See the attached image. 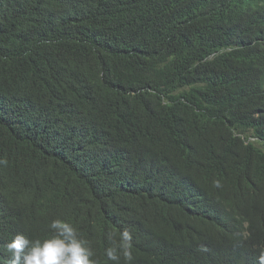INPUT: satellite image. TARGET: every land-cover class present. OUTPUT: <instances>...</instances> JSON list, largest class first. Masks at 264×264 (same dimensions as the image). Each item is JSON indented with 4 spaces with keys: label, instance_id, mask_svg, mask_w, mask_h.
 I'll return each instance as SVG.
<instances>
[{
    "label": "trees",
    "instance_id": "obj_1",
    "mask_svg": "<svg viewBox=\"0 0 264 264\" xmlns=\"http://www.w3.org/2000/svg\"><path fill=\"white\" fill-rule=\"evenodd\" d=\"M0 161V264H264V0H0Z\"/></svg>",
    "mask_w": 264,
    "mask_h": 264
},
{
    "label": "clouds",
    "instance_id": "obj_2",
    "mask_svg": "<svg viewBox=\"0 0 264 264\" xmlns=\"http://www.w3.org/2000/svg\"><path fill=\"white\" fill-rule=\"evenodd\" d=\"M50 228L54 234L43 241L30 240L23 234H17L6 245L11 253L10 264H95L92 250L70 223L56 219L51 222ZM123 239L130 242L131 237L125 232ZM126 247L130 248V243ZM107 255L110 260L119 259L113 249H109ZM126 259H132L130 251L126 252Z\"/></svg>",
    "mask_w": 264,
    "mask_h": 264
}]
</instances>
